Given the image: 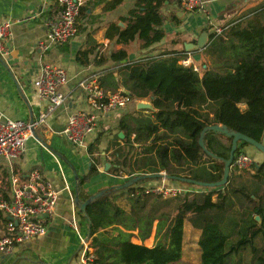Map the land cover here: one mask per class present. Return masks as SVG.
I'll use <instances>...</instances> for the list:
<instances>
[{"label":"trees","instance_id":"1","mask_svg":"<svg viewBox=\"0 0 264 264\" xmlns=\"http://www.w3.org/2000/svg\"><path fill=\"white\" fill-rule=\"evenodd\" d=\"M122 2L110 0L104 8L112 10ZM172 3L180 5L179 0H137L129 15L122 18L126 27L112 23L106 37L122 45L139 39L143 48L160 44L167 34L162 28L166 20L163 8ZM173 18L179 22L174 15ZM209 41L204 53L216 56L218 62L203 64L200 72L179 63L185 44L180 50L143 56L124 65L126 90L138 98L149 95L156 111L153 117L135 119L139 127L123 129L125 143L139 144L138 157L129 165L133 172L135 164L141 165L140 175L128 179L133 180L128 187L116 189L117 184H110L98 190L105 192L91 201L83 213L89 223L95 264L177 262L183 256L187 220L201 230L198 241L201 264H264V161L254 163L255 173L240 185L233 184L231 176L226 184L217 187L193 182L219 181L224 172V161L210 156L199 144L206 126L226 125L229 130L264 143V6L258 20H248L244 25L236 23L222 33H212ZM83 53L87 51L79 54ZM127 57L124 48L111 55L114 61ZM202 103L207 104V112L197 107ZM209 133L213 135L206 141L208 150L228 158L231 146L225 147L216 133ZM250 145L240 141L235 158ZM90 151L93 152V145ZM123 162L118 160L117 169H123L127 159ZM162 170L174 176L169 180L202 191L163 198L139 186L162 179L158 176ZM75 173L74 194L80 202H85L93 193H88L84 186L99 173L98 165L92 163L86 174L78 170ZM138 176L141 178L134 180ZM124 194L130 204L129 211L118 203ZM171 199L177 200L175 213L165 208ZM154 227L155 244L147 246L144 241L152 235ZM133 236L143 243L132 241Z\"/></svg>","mask_w":264,"mask_h":264},{"label":"crops","instance_id":"2","mask_svg":"<svg viewBox=\"0 0 264 264\" xmlns=\"http://www.w3.org/2000/svg\"><path fill=\"white\" fill-rule=\"evenodd\" d=\"M80 1L83 9L78 21L77 35L63 45L50 44L48 49H42L39 47L40 41L49 43L46 21L58 8L55 0H0V24L5 20L12 21V35L8 43L10 54L7 57L0 56V116L40 122L42 115L47 113L37 126L36 133L27 140L25 152L19 159L11 163L0 156V196L4 198L11 196L9 176L12 169L27 174L34 168H40L44 176L59 191L56 211L48 220L47 234L32 237L16 247L12 254L0 253V264H83L82 238L89 239L90 243L91 238L88 236V220L75 203V171L86 174L92 163L98 165L99 173L84 186L88 193H95L110 184L123 183L133 174L140 173L135 170L128 177L121 169L123 175L120 179H114L116 176L113 174V167L117 168L118 160L124 163L123 161L127 159L128 165L136 161L139 144L125 143L122 140L125 137L123 129L139 127L135 119L142 118L141 114L153 117L152 113L156 111L153 103L154 109L138 108L137 105L140 99L152 102V98L149 95L141 98L133 96L134 101L127 107L104 114L99 126L87 136L85 144L79 146L69 141L63 130L70 115L77 111L92 110L87 93L79 86L81 81L97 77L106 90L127 91L123 84L125 64L166 50H180L183 44L188 42L197 44L199 37L206 31L209 32L210 42V35L215 33L218 27L228 29L236 23L244 25L248 20H258L260 10L264 6V0H208L207 12L188 13L181 4H169L163 8L166 20L162 28L167 33L164 41L143 48L139 39L122 45L106 37V31L112 23L126 27L127 23L122 18L129 15L137 0H123L112 10L104 8L110 0ZM173 15L179 22L174 20ZM168 34H174L175 38L169 40ZM122 48L128 52L127 59L114 61L111 58L112 53ZM204 50H195V46L192 45L190 51L185 49L182 54L190 52L198 65V60L205 55ZM84 51H87V54H79ZM45 62L60 66L68 73V82L61 87L66 99L52 112L47 111L49 102L39 97L33 85L41 65ZM203 111L208 110L204 107ZM120 133L124 136L121 137ZM212 135L208 133L206 141ZM134 136L133 133L132 139ZM217 138L225 147L231 146L230 139L219 135ZM91 145L93 152L90 151ZM243 149L252 157L254 163L260 164L264 161V153L260 150L257 153L256 149L249 147ZM133 154L135 156L131 159ZM240 171L236 167H231L229 175L231 182L240 180ZM250 171L255 173L253 169ZM66 185L69 188H66ZM139 186L146 187L147 192L150 188L160 186L184 187L190 189V192L202 191L198 187L186 186L179 181L165 178L149 180ZM128 205L129 207H122L129 211L130 204ZM185 229L186 222L184 234ZM198 230L201 234V230ZM151 236L150 238L155 240V235ZM134 242L143 243L142 240ZM144 244L153 246L155 242Z\"/></svg>","mask_w":264,"mask_h":264},{"label":"built area","instance_id":"3","mask_svg":"<svg viewBox=\"0 0 264 264\" xmlns=\"http://www.w3.org/2000/svg\"><path fill=\"white\" fill-rule=\"evenodd\" d=\"M184 11L207 12L208 0H179ZM58 5L53 16L47 19V36L49 43L39 42V47L48 49L50 44L63 45L71 41L78 32V20L81 14L80 0H55ZM11 20L0 24V56L10 54L8 46L12 35ZM225 29L218 27L215 33ZM179 63L199 72L190 52L179 58ZM68 82L67 71L57 65L45 62L41 65L38 77L33 85L39 97L49 104L48 112L54 111L66 99L61 87ZM87 93L91 111H77L69 116L63 130L64 136L72 143L83 146L86 138L99 126L101 117L114 110L127 107L134 97L124 90H106L97 77L87 78L79 83ZM47 115H42V120ZM40 121V122H41ZM39 121L14 120L0 116V156L11 163L19 159L26 149L27 140L34 135ZM254 162L252 157L241 152L233 161V167L239 170H251ZM11 185L10 198L0 196V253L12 254L16 247L32 237H42L48 232V220L54 215L59 198V191L47 179L40 168H34L27 174L12 169L9 176ZM66 188H69L66 185ZM190 189L176 186H160L149 189V192L163 198H174L190 192ZM81 259L83 264H95L94 249L89 239L82 238Z\"/></svg>","mask_w":264,"mask_h":264},{"label":"water","instance_id":"4","mask_svg":"<svg viewBox=\"0 0 264 264\" xmlns=\"http://www.w3.org/2000/svg\"><path fill=\"white\" fill-rule=\"evenodd\" d=\"M122 24V23H121ZM208 36H209V32L206 31L204 32L198 39L197 44L194 43H186L185 44V48L187 51H190V47L193 45L195 46V50H203L206 49V47L209 45L210 42H208ZM138 108H150V109H154L152 102L150 100L146 99H140L137 103ZM209 132H213L216 133L217 135H224L226 138L231 140V147H230V155L228 158H222L212 152H210L208 150V147L206 145V136ZM36 133V131H34V134ZM121 137L124 136L123 133L119 134ZM240 141H244V142H248L250 143L252 146L256 147L258 150H260L261 152L264 153V143L257 141L256 139L242 133L239 131H234V130H229L228 127L226 125H222V124H211L206 126L200 135L199 138V144L201 145V147L204 149V151H206L210 156H212L215 159H222L225 163L224 165V172H223V176L219 181H215V182H205V181H193L195 184L199 185V186H207V187H217V186H222L224 184H226L229 180V175H230V171H231V167L233 165V161L236 155L237 150L239 149V142ZM159 177L165 178V179H170L173 178L174 176L169 175L167 172H160L158 174ZM141 176L136 177L134 180H138L140 179ZM179 179H184L181 177H178ZM133 183V180H129L123 184H117L115 185L116 189H121V188H125L130 186ZM105 191L101 190L99 192H95L93 193V195L90 197V199H88L85 202H80V199L78 196H75V203L79 206V209L81 210V212L85 213L86 211V207L87 205L95 200L98 196L102 195ZM257 220H260L259 216H256Z\"/></svg>","mask_w":264,"mask_h":264},{"label":"rangeland","instance_id":"5","mask_svg":"<svg viewBox=\"0 0 264 264\" xmlns=\"http://www.w3.org/2000/svg\"><path fill=\"white\" fill-rule=\"evenodd\" d=\"M174 38H175L174 34H168L169 40H172ZM136 46L137 45L135 44L134 47H136ZM198 62H199V64H198L199 68H201V66L205 63L214 65L216 62H218V60H217L216 56L205 54L201 59L198 60ZM206 106H207L206 103H202V104L197 105V107L200 108L201 110H204V107H206ZM141 116L145 117L143 114H141ZM249 148L250 149H256L257 153H259L258 152L259 150L256 147L250 145ZM134 167H135V170L139 171L141 165L135 164ZM117 168H118V166H117ZM117 168L113 167V174L116 176L114 179H120V176L123 175L120 172L121 169L119 170ZM129 169L131 170L130 165H128L126 163L125 167L123 168V171L125 173H127L128 177H130V175H132L134 173L132 170H131L132 171V173H131V171ZM252 169H253V166H252ZM162 172H164V171H162ZM251 174H252V172L250 170H241L240 171V177H239L240 180H238V182L236 180H234V181H232V183L240 185V184H243L245 182H248L250 177H251ZM133 175H135V174H133ZM138 175H140V174H138ZM186 186H189V185H186ZM122 193H125V192H122ZM192 193L193 192H190V194H192ZM214 198L217 199L216 196H214ZM118 202L121 206L129 207V205H128L129 202H128L125 194L121 195L118 198ZM176 205H177V200L171 199L170 204L168 206H166L165 208L167 210L175 213L176 212ZM156 223L157 222H155V224ZM133 232L135 234H137V230H134ZM154 235H155V227H154L153 232H152V236H154ZM199 237H200V231L198 229L194 228L191 225V223L188 222V220H187L186 221L185 234H184L183 256H182L181 260L174 262V263H171V264H201V250H200V246L198 243ZM132 240L133 241H136V240L140 241L141 239H139L137 236H133ZM154 242H155V240L153 238H150V237L144 241V243H147V244H152Z\"/></svg>","mask_w":264,"mask_h":264}]
</instances>
